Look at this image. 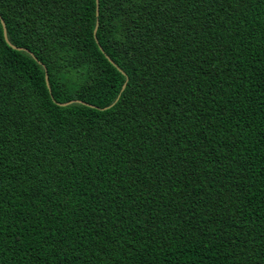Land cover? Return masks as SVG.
I'll return each instance as SVG.
<instances>
[{
    "label": "trees",
    "instance_id": "trees-1",
    "mask_svg": "<svg viewBox=\"0 0 264 264\" xmlns=\"http://www.w3.org/2000/svg\"><path fill=\"white\" fill-rule=\"evenodd\" d=\"M99 10L0 0V264H264V0Z\"/></svg>",
    "mask_w": 264,
    "mask_h": 264
},
{
    "label": "water",
    "instance_id": "water-1",
    "mask_svg": "<svg viewBox=\"0 0 264 264\" xmlns=\"http://www.w3.org/2000/svg\"><path fill=\"white\" fill-rule=\"evenodd\" d=\"M99 13H100V10H99V0H97V17H99ZM0 18H1V22H2L3 28H4V37H5L6 41H7V43H8L11 47H13L14 49H17V50H23V51H26V52L30 53V54L33 56V58H34L35 60H37L40 64H42V65L44 66L45 71H46V73H45L46 83H47V86H48V88H49V90H50V92H51V86H50V82H49V74H48L47 67L45 66V64L42 63L41 61H39L38 58L36 57V55H35L33 52H31L28 48L16 46V45H14V44L9 40L8 32H7V27H6V23H5L4 19H3L1 16H0ZM98 26H99V20H97V25H96V28H95V31H94L95 36H97L96 34H97ZM108 59H109L114 65H116V64L114 63V61H113L110 57H108ZM125 87H126V84L123 85L122 90H124ZM119 97H120V95L118 96V98H119ZM71 103H81V104H87V105H90L89 103H87V102H85V101H83V100H80V99H74V100H71V101H68V102L59 103V104L62 105V106H67V105H69V104H71ZM90 106L95 107L94 105H90ZM111 106H112V105H111ZM106 108H108V107H106Z\"/></svg>",
    "mask_w": 264,
    "mask_h": 264
}]
</instances>
